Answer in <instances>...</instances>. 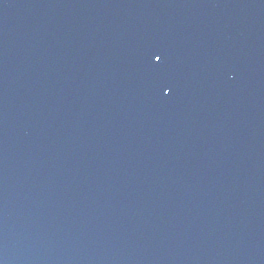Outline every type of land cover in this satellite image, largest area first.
<instances>
[{
	"label": "water",
	"instance_id": "water-1",
	"mask_svg": "<svg viewBox=\"0 0 264 264\" xmlns=\"http://www.w3.org/2000/svg\"><path fill=\"white\" fill-rule=\"evenodd\" d=\"M0 264H264V0H0Z\"/></svg>",
	"mask_w": 264,
	"mask_h": 264
},
{
	"label": "snow or ice",
	"instance_id": "snow-or-ice-1",
	"mask_svg": "<svg viewBox=\"0 0 264 264\" xmlns=\"http://www.w3.org/2000/svg\"><path fill=\"white\" fill-rule=\"evenodd\" d=\"M153 55H154V59H155L156 61H160V60L163 59V55H162V54H153Z\"/></svg>",
	"mask_w": 264,
	"mask_h": 264
}]
</instances>
